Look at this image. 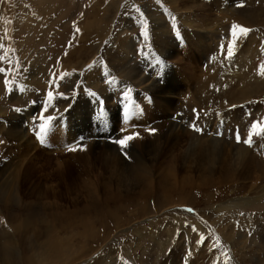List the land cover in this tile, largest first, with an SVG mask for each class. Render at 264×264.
Instances as JSON below:
<instances>
[{"label": "rangeland", "instance_id": "1", "mask_svg": "<svg viewBox=\"0 0 264 264\" xmlns=\"http://www.w3.org/2000/svg\"><path fill=\"white\" fill-rule=\"evenodd\" d=\"M261 65L264 0H0V264H264Z\"/></svg>", "mask_w": 264, "mask_h": 264}, {"label": "snow or ice", "instance_id": "2", "mask_svg": "<svg viewBox=\"0 0 264 264\" xmlns=\"http://www.w3.org/2000/svg\"><path fill=\"white\" fill-rule=\"evenodd\" d=\"M249 31H250V29H247V28H245V27H243L241 25H233V29H232L234 38H238L237 33H239V34H247ZM144 35H145V37H147L148 36V32L145 31ZM234 42H235V40H234ZM232 54H233L232 53V49L229 48V50H228V56L231 57ZM89 67L91 68L92 66L90 65ZM261 69H262L261 74L264 75V65H261ZM5 72H6V69L5 68H0V73H5ZM61 79H63V77H61ZM5 83H7V81H5ZM57 87H58V85H57ZM47 95H48L49 99H53L54 98V93L52 91H49L47 93ZM61 96H63V94H61ZM47 110L48 109L45 107L44 108V111L47 112ZM124 118L127 119L128 116L125 115ZM41 120H46V123H42L40 125V132L37 133V135L40 138V142L41 143H44L45 137H44L43 133H46V131H47L50 123L52 121L56 120V117L51 116V115H48L47 117H45L44 115H41ZM192 127L197 132L202 131V129H200L199 127H197L195 124H193ZM252 128L253 129L259 128L260 132L261 133H264V125H261L259 121H254L253 124H252ZM150 131L151 132H155V129H151ZM217 134L219 135L221 133L218 132ZM138 135H139L138 133H133V134H130V135L123 136L120 139H116L113 142L115 144H117L121 148V150H123L124 148H126L128 146L129 142L132 141ZM252 135L253 134L250 133L249 136H248V138L244 140V143L251 145L252 142H253L252 141ZM235 139L237 140V142H240L241 141V135L239 133V130L236 131ZM70 150L71 151H75L77 149L72 148ZM124 154L127 155L126 153H124Z\"/></svg>", "mask_w": 264, "mask_h": 264}, {"label": "bare ground", "instance_id": "3", "mask_svg": "<svg viewBox=\"0 0 264 264\" xmlns=\"http://www.w3.org/2000/svg\"><path fill=\"white\" fill-rule=\"evenodd\" d=\"M165 23V22H164ZM163 23V24H164ZM160 26V25H159ZM163 26V25H162ZM193 26H195V25H193ZM191 27H192V25H191ZM197 27V26H196ZM155 28V27H154ZM193 29V28H192ZM156 30V29H155ZM161 30V29H160ZM194 30V29H193ZM196 30V29H195ZM156 32V31H155ZM161 33V32H160ZM165 34V33H164ZM161 35H163V33H161ZM160 35V36H161ZM167 35V34H166ZM162 37V36H161ZM160 38V37H159ZM164 38V37H163ZM158 39V38H157ZM165 40V39H164ZM158 42V41H157ZM159 43H161V41L159 42ZM163 43V42H162ZM160 46V45H159ZM168 50V49H167ZM123 62V61H122ZM126 64H127V61H126ZM126 66V65H125ZM137 67V66H136ZM138 68V70H139V67H137ZM137 68H134L135 70L137 69ZM123 69V68H122ZM119 70V69H118ZM129 70V69H128ZM125 71V70H124ZM124 71H123V73H124ZM130 74H133V73H130ZM138 76V75H137ZM144 76V75H143ZM142 76V77H143ZM144 78V77H143ZM146 79H147V77H145ZM138 80V79H137ZM142 81V80H141ZM148 81V80H147ZM151 80H149L148 82H150ZM147 82V83H148ZM72 83V82H71ZM138 83H140V82H138ZM142 83V82H141ZM150 83H152V85L150 86L152 89H156V90H158V92L160 93V94H162V92L163 93H166V94H168V93H171V94H173L172 92L174 91V87H170V86H165V84L163 85V84H157L156 83V80H153L152 82H150ZM73 84V83H72ZM140 85V84H139ZM75 86H73V88H74ZM147 87V86H146ZM148 90V89H147ZM155 92V91H154ZM153 92V93H154ZM156 93V92H155ZM160 96V95H159ZM163 96H165V95H163ZM161 98V97H160ZM14 123V122H13ZM16 125V124H15ZM22 131V130H21ZM13 132V131H12ZM20 134V133H19ZM22 134V133H21ZM23 136V135H22ZM89 137V136H88ZM95 139V138H94ZM88 140V139H87ZM97 141V140H96ZM95 141V142H96ZM92 143H94V142H92ZM90 144V143H89ZM92 147V146H91ZM85 148H87V147H85ZM119 155V154H118ZM116 157V156H115ZM116 159V158H115ZM120 168V167H119ZM128 173V172H127ZM130 174V173H129ZM148 188V187H147ZM157 188V187H156ZM142 214V213H141ZM146 214V213H145ZM174 260V259H173ZM178 260V259H177ZM189 261V260H188ZM167 264V263H166ZM176 264V263H175Z\"/></svg>", "mask_w": 264, "mask_h": 264}]
</instances>
